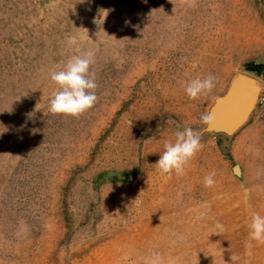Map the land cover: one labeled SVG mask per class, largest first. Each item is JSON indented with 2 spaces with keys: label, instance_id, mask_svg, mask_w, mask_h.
I'll return each instance as SVG.
<instances>
[{
  "label": "rangeland",
  "instance_id": "rangeland-1",
  "mask_svg": "<svg viewBox=\"0 0 264 264\" xmlns=\"http://www.w3.org/2000/svg\"><path fill=\"white\" fill-rule=\"evenodd\" d=\"M87 51L97 103L53 115L50 74ZM247 59L264 60V0H0V264H264V72L232 136L202 133L183 176L155 165Z\"/></svg>",
  "mask_w": 264,
  "mask_h": 264
},
{
  "label": "clouds",
  "instance_id": "clouds-1",
  "mask_svg": "<svg viewBox=\"0 0 264 264\" xmlns=\"http://www.w3.org/2000/svg\"><path fill=\"white\" fill-rule=\"evenodd\" d=\"M179 3L181 6H193L195 0H179ZM94 63V53L87 51L82 55H73L61 70L50 74L51 81L59 86L50 101L49 111L53 115L78 118L95 106L98 101V85L95 73L90 71ZM218 79L211 74L204 78L191 79L184 85L185 93L194 101L207 97L217 86ZM200 119L205 125L212 123V117L208 114L202 115ZM174 135L175 141L165 142L164 151L155 164L161 175H185L187 166L204 147L201 142L202 133L192 127L177 130ZM215 175L213 171L205 176V187L214 186ZM249 228L250 238L264 244V216L253 213ZM146 264H163V258L159 253H152Z\"/></svg>",
  "mask_w": 264,
  "mask_h": 264
},
{
  "label": "water",
  "instance_id": "water-1",
  "mask_svg": "<svg viewBox=\"0 0 264 264\" xmlns=\"http://www.w3.org/2000/svg\"><path fill=\"white\" fill-rule=\"evenodd\" d=\"M263 84L257 75L247 70H238L230 78L225 90L208 102L205 114L212 117L211 125L204 123L198 130L203 134L232 136L250 118L261 98ZM233 169L239 174V165Z\"/></svg>",
  "mask_w": 264,
  "mask_h": 264
},
{
  "label": "trees",
  "instance_id": "trees-1",
  "mask_svg": "<svg viewBox=\"0 0 264 264\" xmlns=\"http://www.w3.org/2000/svg\"><path fill=\"white\" fill-rule=\"evenodd\" d=\"M252 72L255 75H260L264 72V60L247 59L243 62V69ZM217 141L221 142V136H216ZM108 171H100L97 177L100 179L103 175H107Z\"/></svg>",
  "mask_w": 264,
  "mask_h": 264
}]
</instances>
